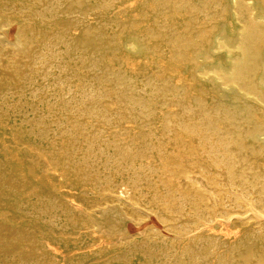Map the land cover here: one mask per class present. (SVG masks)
Returning a JSON list of instances; mask_svg holds the SVG:
<instances>
[{"label":"rangeland","instance_id":"obj_1","mask_svg":"<svg viewBox=\"0 0 264 264\" xmlns=\"http://www.w3.org/2000/svg\"><path fill=\"white\" fill-rule=\"evenodd\" d=\"M169 1L0 0V264L264 263V183H261L264 182V68L258 57L253 60L246 57L245 63L241 50L232 48L238 39L240 24L257 31L264 23H258L254 12L241 4L239 24L229 10V0H215L217 3L214 0ZM200 3L209 8L203 5L201 9ZM195 7L204 10L205 15ZM223 11H226L225 16ZM143 19L145 22L141 23ZM212 26L220 29L217 28L232 48V59L238 62L234 77L227 75L230 61L226 48L212 52L209 44L200 56L204 55L207 75L200 73L204 67L201 64L176 65L177 55L187 41ZM99 38L101 40H97ZM169 54L171 57L174 54L175 58L170 59ZM145 61L147 64H143ZM248 61L252 65H247ZM215 64L219 65L215 67ZM213 68L222 70L225 91L210 73ZM192 76H196V82L189 88L187 84ZM256 124L260 125L259 129ZM229 143L231 146L227 145ZM225 145L227 150H222ZM188 151H191L190 157ZM70 165L77 167L76 170ZM176 167L184 170L176 179L180 184H169L167 181ZM69 169L74 172L69 173ZM33 171L37 175L33 176ZM21 173L26 174L24 178ZM175 197L179 199L175 201ZM205 219L209 221L204 223ZM245 239L249 241L247 245ZM247 257H251L250 260Z\"/></svg>","mask_w":264,"mask_h":264},{"label":"bare ground","instance_id":"obj_2","mask_svg":"<svg viewBox=\"0 0 264 264\" xmlns=\"http://www.w3.org/2000/svg\"><path fill=\"white\" fill-rule=\"evenodd\" d=\"M83 1V0H82ZM86 1V0H85ZM167 1H169V0H167ZM175 1V0H174ZM177 1V0H176ZM175 1V2H176ZM187 1V0H186ZM200 1V0H199ZM206 1V0H205ZM215 1V0H214ZM218 2H219V0H217ZM81 4H82V2L81 1H79ZM170 2V1H169ZM207 2V1H206ZM213 2V1H212ZM222 2V1H221ZM226 2V1H225ZM78 3V2H77ZM77 3H75V4H77ZM152 3V2H151ZM154 3H156V1L154 2ZM168 3V2H167ZM181 3V2H180ZM185 3H188V2H185ZM190 3V2H189ZM205 3V2H204ZM203 3V5L205 6V4ZM215 3H217L216 1H215ZM229 10L231 11V13H232V17H234L235 18V20L236 21H238L239 22V14H238V9H239V7H241V4H244L243 5V7H247L248 9H250V10H252L253 12H254V19H256L257 20V22L258 23H264V0H229ZM227 2H226V4H228ZM73 4V3H72ZM163 4H165V3H163ZM211 4V3H210ZM224 4V3H223ZM79 5V4H78ZM176 4H174L173 6H175ZM178 5V4H177ZM190 5V4H189ZM203 5H201V3H200V7L201 6H203ZM212 5V4H211ZM210 5V6H211ZM217 5V4H216ZM215 5V6H216ZM75 6H77V5H74V7ZM168 6H170V4L168 5ZM180 6V5H179ZM184 6V5H183ZM182 6V7H183ZM209 6V5H208ZM213 6V5H212ZM221 5H219V7H220ZM73 7V6H72ZM79 7V6H78ZM77 7V8H78ZM81 7H82V5H81ZM84 7V6H83ZM82 7V8H83ZM197 7V6H196ZM195 7V8H196ZM81 8V9H82ZM86 8V7H85ZM162 8V7H161ZM177 8H178V6H177ZM180 8V10H183V9H181V7H179ZM192 8L194 9V6H192ZM207 8V6H205V9ZM209 8V7H208ZM207 8V9H208ZM215 8V7H214ZM68 9H69V7H68ZM156 9H158L159 10V8H156ZM167 9H168V7H167ZM174 9H176V8H174ZM173 9V10H174ZM185 9V8H184ZM188 8H186V10H187ZM197 10L199 9V10H201V9H203L202 7H201V9L200 8H196ZM223 9V8H222ZM222 9H221V11H222ZM243 9V8H242ZM241 9V10H242ZM161 10V9H160ZM159 10V11H160ZM189 10L191 11V9L189 8ZM219 10V9H218ZM224 10V9H223ZM76 11V10H75ZM81 11V10H80ZM157 11V10H156ZM179 11V10H178ZM194 11V10H193ZM193 11H191V12H193ZM202 11V10H201ZM204 11V10H203ZM203 11H202V13H203ZM213 11V10H212ZM220 11V12H221ZM154 12H155V10H154ZM164 12V11H163ZM167 12V11H166ZM171 12V11H170ZM187 12V11H186ZM198 12H200V11H198ZM207 12V11H206ZM209 12V11H208ZM218 12V11H217ZM246 12V11H245ZM178 13V12H177ZM197 13V12H196ZM210 13H212V12H209L208 14H210ZM223 13H225L224 14V16L226 15V11L224 12L223 11ZM239 13H241V12H239ZM157 14H159V13H157ZM162 14V13H161ZM166 13H164V15H165ZM167 14H168V12H167ZM172 14H173V11H172ZM181 14V13H180ZM189 14H190V12H189ZM195 14V13H194ZM204 14V13H203ZM207 14V13H206ZM163 15V14H162ZM163 15V16H164ZM197 15V14H196ZM195 15V16H196ZM205 15V14H204ZM212 15H213V13H212ZM221 15V14H220ZM252 15V14H251ZM147 15H145V17H146ZM157 16V15H156ZM159 16V15H158ZM179 16V15H178ZM192 16V15H191ZM190 16V17H191ZM194 16V17H195ZM224 16H222V18L224 17ZM168 17V16H167ZM202 17V16H201ZM208 17H210V16H208ZM216 17V16H215ZM250 17V16H249ZM252 17V16H251ZM165 18V17H164ZM182 18V17H181ZM180 18V19H181ZM199 18H200V16H199ZM213 18H214V16H213ZM233 18V19H234ZM146 19V18H145ZM145 19H143V21H141V23L142 22H145L144 20ZM160 19H161V17H160ZM189 19V18H188ZM191 19V18H190ZM205 19V18H204ZM170 20V19H169ZM185 20V19H184ZM209 20V19H208ZM210 20H212V18L210 19ZM139 21V22H140ZM147 21V20H146ZM165 21V20H164ZM172 21V20H171ZM186 21V20H185ZM200 21V20H199ZM207 20H205V22H206ZM213 21V20H212ZM182 22H184V21H182ZM181 22V23H182ZM190 22V21H189ZM215 22V21H214ZM213 22V23H214ZM218 23H219V21H217ZM220 22H222V21H220ZM226 22V21H225ZM238 22H236L237 24L236 25H238ZM180 23V24H181ZM202 23V22H201ZM212 23V24H213ZM216 23V22H215ZM214 23V24H215ZM224 23V22H223ZM137 24V23H136ZM162 24V23H161ZM167 25H168V23H166ZM200 24V23H199ZM205 24V23H204ZM210 24H211V22H210ZM239 24H240V22H239ZM164 25H165V23H164ZM166 25V26H167ZM186 25V24H185ZM207 25H209L208 23H207ZM163 26V25H162ZM165 26V27H166ZM190 26V25H189ZM197 26V25H196ZM200 26V25H199ZM223 26V25H222ZM240 26H241V28L239 29V32H238V39L237 40H233L234 41V44H233V49H237V50H241V53H242V56H243V59L242 60H244L243 62H245V60H247V58L246 57H249L251 60H253L255 57H258L259 58V60L262 62V64H263V68H264V26H263V28H261V29H259V30H255V31H250L251 30V28H249V27H246V26H244V25H241L240 24ZM136 27V26H135ZM152 27V26H151ZM180 27V26H179ZM204 27V26H203ZM221 27V26H220ZM132 28V27H131ZM136 28H138V27H136ZM170 28V27H169ZM186 28V27H185ZM188 28H190V27H188ZM195 28V27H194ZM197 28V27H196ZM218 27H215V26H212L211 28H208V29H206L205 31H200V32H198L195 36H192L188 41H187V43L185 44V47H184V49L177 55L178 57H177V60H176V65L177 66H184L183 64L184 63H189V62H191V64H192V62H194L195 64H201V66L203 65L204 67H203V69L201 70V74L202 75H207V73H209V71H208V68H207V64L206 63H204V55L202 56V57H200L201 56V53L203 52V50H207L206 48H207V45L209 44L210 46L209 47H211V49L213 50L212 52H217V51H219V50H221V49H223V48H226V50H227V53H228V58H229V61H230V64H229V68H228V72H227V75H229V76H231V77H234L235 75H236V72H237V67H238V62L236 61V60H233L232 59V55H231V47L227 44V42L224 40V38L221 36V34H222V32L221 31H219L218 29H217ZM167 29V28H166ZM175 29V28H174ZM191 29H193V27H191ZM224 29V28H223ZM222 29V30H223ZM170 30V29H169ZM171 30H173V28H171ZM194 30H196V29H194ZM198 30V29H197ZM153 30H151V32H152ZM161 31V30H160ZM180 31V30H179ZM132 32V31H131ZM149 32H150V30H149ZM176 32V31H175ZM185 32V31H184ZM137 33V32H136ZM146 33V32H145ZM155 33V32H154ZM158 33H161V32H158ZM167 33V32H166ZM171 33V32H170ZM173 33V32H172ZM90 34H93V32L91 33L90 32ZM147 34H148V31H147ZM156 34V33H155ZM177 34H178V32H177ZM184 34V33H183ZM194 34V33H193ZM95 35V34H94ZM144 35H146V34H144ZM149 35V34H148ZM158 37H159V35L158 34H156ZM175 35H176V33H175ZM180 35H181V33H180ZM98 36V35H97ZM136 36V35H135ZM153 36H155L154 34H153ZM161 36V35H160ZM163 36H166V34H164ZM168 36H169V34H168ZM86 37V36H85ZM132 37V36H131ZM146 37H147V35H146ZM151 37V36H150ZM156 37V36H155ZM171 37V36H170ZM174 37V36H173ZM179 37V36H178ZM187 37H189V36H187ZM1 38V37H0ZM87 38H89L88 36H87ZM94 38V37H93ZM161 38V41H162V37H160ZM137 39V38H136ZM156 39H157V37H156ZM166 39V38H165ZM168 39V38H167ZM166 39V40H167ZM174 39V38H173ZM176 39V38H175ZM179 39V38H178ZM184 39H185V37H184ZM80 40V39H79ZM82 40V39H81ZM97 40H101L100 38L99 39H97ZM113 40H115V39H113ZM130 40V39H129ZM140 40V39H139ZM148 40L150 41L151 39H149V37H148ZM171 40V39H170ZM180 40V39H179ZM186 40V39H185ZM227 40V39H226ZM102 41H103V39H102ZM101 41V42H102ZM106 41V40H105ZM126 41V40H125ZM141 41L143 42V40L141 39ZM141 41H138V42H141ZM145 41V40H144ZM176 41V40H175ZM174 41V42H175ZM94 42V41H93ZM100 42V41H99ZM151 42H154V41H151ZM165 42V41H164ZM177 42V41H176ZM175 42V43H176ZM181 42V41H180ZM230 42V41H229ZM102 43H105V42H102ZM101 43V44H102ZM115 43V42H114ZM119 43V42H118ZM118 43H116L117 45H118ZM123 43H124V41H123ZM144 43V42H143ZM146 44H147V40H146V42H145ZM174 43V44H175ZM231 43H232V41H231ZM230 43V44H231ZM108 44V43H107ZM138 44V43H137ZM166 44V43H165ZM169 44V43H168ZM167 44V45H168ZM173 44V45H174ZM181 44V43H180ZM80 45V44H79ZM83 46H85L84 44H82ZM81 45V46H82ZM87 45V44H86ZM109 45V44H108ZM111 45V44H110ZM115 45V44H114ZM131 45V44H130ZM139 46H140V44H138ZM137 45V46H138ZM148 45V44H147ZM166 45V46H167ZM177 47H179V44L177 43ZM112 46V45H111ZM131 46H133V45H131ZM138 46V47H139ZM143 46V49H144V46L145 45H142ZM149 46V45H148ZM154 46V45H153ZM78 47V46H77ZM86 47V46H85ZM85 47H83V49L85 48ZM96 47V46H95ZM123 47V46H122ZM146 47V46H145ZM181 47V46H180ZM208 47V48H209ZM101 48V47H100ZM104 48V47H103ZM116 48V47H115ZM131 48V47H130ZM133 48H135V47H133ZM159 48V47H158ZM174 47H172V49H173ZM181 48H183V47H181ZM79 49V48H78ZM93 49V48H92ZM96 49V48H95ZM98 49V48H97ZM120 49H122V48H120ZM128 49V48H127ZM167 49H168V46H167ZM175 49V48H174ZM179 50H180V48H178ZM178 49H177V51H178ZM48 50V49H47ZM81 50H82V48H81ZM141 50V49H140ZM146 49H144V51H145ZM149 50V49H148ZM163 50V49H162ZM89 51V50H88ZM87 51V52H88ZM92 51V50H91ZM101 51V50H100ZM122 51H123V49H122ZM127 51V50H126ZM147 51V50H146ZM156 51V50H155ZM172 51H174V50H172ZM176 51V52H177ZM204 51V52H205ZM233 51H235V50H233ZM81 52V51H80ZM83 52H86V51H83ZM86 52V53H87ZM141 52V51H140ZM149 52V51H148ZM148 52H146V53H148ZM175 52V51H174ZM173 52V53H174ZM92 53V52H91ZM94 53V52H93ZM97 53H99V52H97ZM134 53V52H133ZM144 53V52H143ZM150 53V52H149ZM152 55H153V53H151ZM176 54V53H175ZM208 54V53H207ZM214 54V53H213ZM87 55V54H86ZM93 55V54H92ZM141 55V54H140ZM139 54H138V56H140ZM148 55H150V54H148ZM152 55H150V56H152ZM164 55V54H163ZM170 55V54H169ZM196 55H199L198 57L196 56ZM206 55V54H205ZM132 56V55H131ZM142 56V55H141ZM208 56H209V54H208ZM54 57V56H53ZM122 57V56H121ZM144 57H145V55H144ZM170 57H171V55H170ZM175 58V55L173 54V56L170 58V59H172V58ZM205 57H207V56H205ZM91 58V57H90ZM92 58H93V56H92ZM123 58V57H122ZM132 58H134V57H132ZM152 58V57H151ZM210 58V57H209ZM212 58V57H211ZM246 58V59H245ZM155 59V58H154ZM160 59V58H159ZM197 59H201V62H199V61H197ZM206 59V58H205ZM126 60V59H125ZM173 60H175V59H173ZM172 60V61H173ZM138 61H139V58H138ZM142 61H144V60H142ZM154 61V60H153ZM168 61V60H167ZM136 62V61H135ZM156 62H157V59H156ZM211 62H213L212 61V59H211ZM247 62V61H246ZM245 62V63H246ZM249 62V64L247 63V65H252V64H250V61H248ZM252 62V61H251ZM260 62V63H261ZM138 63H140V62H138ZM142 63V62H141ZM159 63H160V61H159ZM158 63V64H159ZM161 63H162V61H161ZM209 63H210V59H209ZM254 63V62H253ZM259 63V64H260ZM143 64H147L146 63V61H145V63H143ZM150 64H152V63H150ZM168 64V63H167ZM170 64V63H169ZM211 64V63H210ZM219 64H220V62H219ZM219 64H217V65H219ZM40 65V64H39ZM163 65H165V64H163ZM193 65V64H192ZM216 65V64H215ZM217 65L215 66V67H217ZM222 65V64H221ZM255 65H256V63H255ZM147 66H149V65H147ZM156 66V65H155ZM172 66V65H171ZM175 66V65H174ZM187 66V65H186ZM186 66H184V67H186ZM259 66V65H258ZM257 66V67H258ZM145 67V66H144ZM198 68H199V66H197ZM256 67V66H255ZM261 67H262V65H261ZM141 68V67H140ZM155 68V67H154ZM191 68V67H190ZM156 69H157V67H156ZM170 69L172 70H174V68H171L170 67ZM193 69V68H192ZM249 69V68H248ZM148 70V69H147ZM162 70V69H161ZM160 70V71H161ZM178 70V69H177ZM180 70V69H179ZM188 70H189V68H188ZM197 70V69H196ZM264 70V69H263ZM149 71H151V70H149ZM153 71V70H152ZM157 71V70H156ZM190 71V70H189ZM194 71V70H193ZM222 70L220 69H217V68H213L211 71H210V73L214 76V78H215V81H219L218 83H219V85L221 86V87H223L224 88V91H225V89H226V84L224 83V79H223V77H221V72ZM145 72V71H144ZM167 72V71H166ZM169 72V71H168ZM167 72V73H168ZM174 72V71H173ZM179 72V71H178ZM196 72V71H195ZM118 73V72H117ZM120 73V72H119ZM118 73V74H119ZM156 73V72H155ZM160 73V72H159ZM176 73V72H175ZM183 73V72H182ZM260 73V72H259ZM125 74V73H124ZM138 74H139V72H138ZM168 74H170V73H168ZM188 74H190V73H188ZM112 75V74H111ZM150 75V74H149ZM155 75V74H154ZM153 75V76H154ZM177 75V74H176ZM175 75V76H176ZM180 75V74H179ZM194 75H196V73L194 74ZM109 76V75H108ZM122 76V75H121ZM123 76H125V75H123ZM122 76V77H123ZM171 76V75H170ZM198 76V75H197ZM117 77H118V75H117ZM150 77V76H149ZM148 77V78H149ZM155 77H156V75H155ZM159 77V76H158ZM196 76H192L191 78V80L190 81H188V84H187V87H189V88H191V87H193V85H194V82H196V78H195ZM261 77V76H260ZM48 78V77H47ZM152 78V77H151ZM150 78V79H151ZM184 78V77H183ZM188 78V77H187ZM190 78V77H189ZM146 79V78H145ZM157 79V78H156ZM161 79V78H160ZM168 80V79H167ZM197 80H198V78H197ZM246 80V79H245ZM256 80V79H255ZM259 81H260V79H258ZM146 81V80H145ZM152 81H153V79H152ZM176 81V80H175ZM182 82H186L185 80L183 81V80H181ZM248 81H251V80H248ZM124 82V81H123ZM148 82V81H147ZM153 82H155V81H153ZM157 82H159V81H157ZM161 82V81H160ZM174 82V81H173ZM202 82V81H201ZM164 83V82H163ZM162 83V84H163ZM167 83L168 82H166V85H167ZM149 84H151V82L149 83ZM178 84H179V82H178ZM177 84V85H178ZM197 84H199V83H197ZM208 84V83H207ZM210 84V83H209ZM214 84H216V83H214ZM258 85L259 84H261L260 82H258L257 83ZM263 85V87H264V81H263V83H262ZM161 85V84H160ZM160 85H158V86H160ZM205 85V84H204ZM152 86V85H151ZM156 86V85H155ZM157 86V87H158ZM162 86V85H161ZM164 86V85H163ZM199 86H200V84H199ZM213 86V85H212ZM211 86V87H212ZM153 87V86H152ZM203 87V86H202ZM168 88V87H167ZM254 88V87H253ZM252 88V89H253ZM148 89V88H147ZM174 89V88H173ZM195 89V88H194ZM193 89V90H194ZM197 89V88H196ZM198 89H200V87L198 88ZM204 89V88H203ZM170 90H172V89H170ZM213 90V89H212ZM165 91H167V90H165ZM175 91H177V90H175ZM192 91V90H191ZM195 91V90H194ZM209 91V90H208ZM210 91H211V88H210ZM221 91H222V88H221ZM238 91V90H237ZM160 92H162V91H160ZM159 92V93H160ZM168 92V91H167ZM173 92V91H172ZM181 92V91H180ZM183 92V91H182ZM220 92V91H219ZM218 92V93H219ZM254 92V91H253ZM263 92V91H262ZM169 93V92H168ZM175 93V92H174ZM189 93V92H188ZM203 93V92H202ZM207 93L208 92H206V94L205 95H207ZM215 93V92H214ZM176 94V93H175ZM177 94H179V92H177ZM176 94V95H177ZM186 94V93H185ZM184 94V95H185ZM216 94V93H215ZM223 94V93H222ZM254 94V93H253ZM264 94V93H263ZM167 95V94H166ZM171 95H173V94H171ZM184 95H182V96H184ZM200 95H202V94H200ZM70 96V95H69ZM180 96V95H179ZM178 96V97H179ZM181 96V97H182ZM198 96V95H197ZM203 96H204V94H203ZM134 97V96H133ZM175 97V96H174ZM200 97V96H199ZM205 97V96H204ZM203 97V98H204ZM211 97V96H210ZM13 98V97H12ZM177 98V97H176ZM175 98V101L177 100ZM180 98V97H179ZM190 98H192V97H190ZM190 98H187V99H190ZM201 98V97H200ZM232 98V97H231ZM84 99V98H83ZM161 99H163V98H161ZM214 99V98H213ZM163 100H165V98L163 99ZM170 100V99H169ZM199 100V99H198ZM215 100V99H214ZM233 100V99H232ZM256 100V99H255ZM171 101V100H170ZM170 101H169V103H170ZM180 101V100H179ZM218 101V100H217ZM254 101V100H253ZM252 101V102H253ZM189 102V101H188ZM193 102H195L196 103V100L195 101H193ZM199 102V101H198ZM201 102V101H200ZM205 102V101H204ZM233 102V101H232ZM237 102V101H236ZM236 102H234V104L236 103ZM239 102L240 101H238V104H239ZM257 102H259V101H257ZM163 103H164V101H163ZM168 103V102H167ZM172 103H174V102H172ZM176 103V102H175ZM183 103V102H182ZM190 103V102H189ZM223 103V102H222ZM230 103V102H229ZM85 104V103H84ZM185 104H186V102H185ZM237 104V103H236ZM258 104V103H257ZM259 104H260V102H259ZM69 105V104H68ZM166 105H168V104H166ZM166 105H165V107H166ZM179 105V104H178ZM191 105V104H190ZM195 105V104H194ZM194 105H193V107H194ZM215 105V104H214ZM227 105V104H226ZM240 105V104H239ZM246 105V104H245ZM162 106H164V105H162ZM186 106H188L187 104H186ZM198 106V105H197ZM203 106V105H202ZM202 106H200V107H202ZM217 106V105H216ZM222 106V105H221ZM225 106V105H224ZM230 106V105H229ZM259 106H262V104L261 105H259ZM172 107H175V106H172ZM227 107V106H226ZM231 107V106H230ZM238 107V106H237ZM242 107V106H241ZM244 107V106H243ZM248 107H249V105H248ZM253 107V106H252ZM217 108V107H216ZM222 108V107H221ZM224 108V107H223ZM223 108H222V110H223ZM246 108V107H245ZM245 108H244V110L243 111H246L245 110ZM260 108V107H259ZM263 108V107H262ZM197 109V108H196ZM206 109H209V108H206ZM219 109V108H218ZM228 109V108H227ZM251 109V108H250ZM249 109V110H250ZM254 109V108H253ZM252 109V110H253ZM216 110V109H215ZM214 110V111H215ZM226 110V109H225ZM230 110H231V108H230ZM229 110V111H230ZM241 110V109H240ZM256 110V109H255ZM260 110V109H259ZM186 111V113H187V110H185ZM220 111V110H219ZM219 111H217V114L219 113ZM258 111V110H257ZM199 112V111H198ZM197 112V113H198ZM201 112V111H200ZM199 112V113H200ZM223 112V111H222ZM226 112V111H225ZM232 112H234V111H232ZM239 112V111H238ZM241 112H242V110H241ZM259 112V111H258ZM185 113V112H184ZM196 113V114H197ZM207 113V112H206ZM214 113V112H213ZM212 113V114H213ZM216 113V112H215ZM229 112H227V114H228ZM230 113H231V111H230ZM234 113H237V112H234ZM243 113H245V112H243ZM255 113V112H254ZM208 114V113H207ZM222 114V113H221ZM239 114H241L240 112H239ZM247 114V113H246ZM255 114H259V113H255ZM254 114V115H255ZM262 114V113H261ZM186 115V114H185ZM188 115V114H187ZM190 115V114H189ZM191 115H192V113H191ZM194 115V114H193ZM201 115H203V114H201ZM200 115V116H201ZM204 115H206V114H204ZM223 115H225V116H227L225 113H223ZM243 115V114H242ZM242 115H241V117H242ZM245 115V114H244ZM253 115V116H254ZM264 115V114H263ZM215 116V115H214ZM229 116H230V114H229ZM236 115H234V117H235ZM185 117H188V116H185ZM193 117V116H192ZM204 117V116H203ZM206 118H208L207 116H205ZM211 117H212V115H211ZM217 118H219L220 119V117L219 116H216ZM228 117V116H227ZM234 117H232V118H234ZM245 117H246V115H245ZM252 117V116H251ZM175 118V117H174ZM198 118V117H197ZM210 118V117H209ZM217 118H216V120H217ZM223 118V117H222ZM229 118H231V117H229ZM247 118H249V120L251 119L250 117H247ZM246 118V119H247ZM176 119V118H175ZM174 119V120H175ZM205 119V118H204ZM203 119V120H204ZM213 119V118H212ZM224 119V118H223ZM240 119V118H239ZM254 120H255V118H253ZM258 119V118H257ZM260 119H261V117H260ZM202 120V119H201ZM215 120V121H216ZM222 120V119H221ZM234 120V119H233ZM232 120V121H233ZM248 120V119H247ZM246 120V121H247ZM249 120H248V123H249ZM178 121H180V120H178ZM187 121V120H186ZM199 121H200V118H199V120H198V123H199ZM205 121V120H204ZM211 121V120H210ZM223 121V120H222ZM236 123H237V121L236 120H234ZM233 121V122H234ZM239 121H241V120H239ZM253 121V120H252ZM257 121V120H256ZM181 122V121H180ZM183 122V121H182ZM194 122V121H193ZM203 122V121H202ZM220 122V121H219ZM230 122H231V119H230ZM232 122V123H233ZM242 122V121H241ZM261 122V121H260ZM173 123V122H172ZM176 123H177V120H176ZM184 123V122H183ZM186 123H188V122H186ZM198 123H195L196 125L198 124ZM201 123V122H200ZM200 123H199V125H200ZM205 123H207V122H205ZM204 123V124H205ZM209 123V122H208ZM253 123V122H252ZM262 123L263 122H261V124L260 125H262ZM175 124V123H174ZM179 124V123H178ZM189 124H190V122H189ZM203 124V125H204ZM218 124V123H217ZM220 124V123H219ZM244 124V123H243ZM245 124H247V122H245ZM254 124V123H253ZM180 125H183L182 123L180 124ZM191 125V124H190ZM192 125H193V123H192ZM191 125V126H192ZM216 125V124H215ZM234 124H232V127L231 128H234V126H233ZM259 125V124H258ZM257 124H256V126L255 127H257L258 126ZM259 125V126H260ZM198 126V125H197ZM212 126V125H211ZM224 126V125H223ZM240 126V125H239ZM238 126V127H239ZM248 126V125H247ZM246 126V127H247ZM264 126V125H263ZM177 127V126H176ZM181 126H179V128H180ZM185 127L187 128V126L185 125ZM193 127V126H192ZM200 127H202L201 125H200ZM204 127V126H203ZM216 127V126H215ZM219 127H221V126H219ZM225 127V126H224ZM230 127V126H229ZM237 127V126H236ZM235 127V128H236ZM242 127V126H241ZM243 127H244V125H243ZM250 127V126H249ZM252 127V126H251ZM179 128L177 129V130H179ZM196 128V127H195ZM225 128H227V127H225ZM245 128V127H244ZM253 128H254V126H253ZM258 129H259V127H257ZM181 129V128H180ZM184 129V128H183ZM190 129V128H189ZM197 129V128H196ZM203 129H205V128H203ZM215 129V128H214ZM216 129H217V127H216ZM230 129V128H229ZM243 129V128H242ZM247 129H249V128H247ZM251 129V128H250ZM186 130V129H185ZM198 130V129H197ZM197 130H196V132H197ZM201 130V129H200ZM200 130H199V132H200ZM218 130V129H217ZM222 130V129H221ZM220 130V131H221ZM235 130V129H234ZM252 130V129H251ZM251 130H248V132H250ZM257 130V129H256ZM261 130H263V129H261ZM261 130H258V131H261ZM180 131V130H179ZM183 131V130H182ZM186 131H188V130H186ZM195 131V130H194ZM225 131H227L226 129H225ZM225 131H223V132H225ZM244 131V130H243ZM255 131V130H254ZM258 131H256L257 133H258ZM196 132H195V134H196ZM206 132V131H205ZM205 132H204V134H205ZM214 132V131H213ZM215 132H218V131H215ZM229 132H231V131H229ZM228 132V133H229ZM234 132V131H233ZM238 132V131H237ZM256 132H254V133H256ZM183 133V132H182ZM185 133V132H184ZM183 133V134H184ZM187 133V132H186ZM191 133H192V131H191ZM239 133V132H238ZM243 133V132H242ZM247 133V132H246ZM251 133H252V131H251ZM201 134V133H200ZM218 134H220V133H218ZM230 134V133H229ZM234 134H235V132H234ZM249 134V133H248ZM186 135V134H185ZM185 135H184V137H185ZM197 135V134H196ZM209 135V134H208ZM226 135V134H225ZM236 135V134H235ZM241 135V134H240ZM245 135H247V134H245ZM244 135V136H245ZM250 135L251 134H249V137H250ZM258 135V134H257ZM262 135V134H261ZM176 136V135H175ZM188 136H189V134H188ZM212 137H213V135H211ZM227 136V135H226ZM237 136H238V134H237ZM264 136V135H263ZM193 136H191V138H192ZM209 137H210V135H209ZM222 137V136H221ZM220 137V138H221ZM240 137H242V136H240ZM247 137V136H246ZM254 137H256V136H254ZM189 138V137H188ZM190 138V139H191ZM202 138V137H201ZM236 138H238V137H236ZM244 138V137H243ZM251 138V137H250ZM258 138H259V136H258ZM261 138V137H260ZM186 139V138H185ZM195 139V138H194ZM197 140H198V137L196 138ZM203 139V138H202ZM214 139V138H213ZM247 139V138H246ZM249 139V138H248ZM253 139V138H252ZM192 140V139H191ZM190 140V141H191ZM235 140H237V139H235ZM238 140H240V139H238ZM243 140V139H242ZM211 141H213V140H211ZM230 141V140H229ZM234 141V140H233ZM250 141V140H249ZM176 142V141H175ZM199 142V141H198ZM197 142V143H198ZM201 142V141H200ZM208 142H209V140H208ZM227 142V141H226ZM238 142V141H237ZM237 142H235L236 143V145H237ZM242 144H243V142L242 141H240ZM244 142H245V138H244ZM255 142H256V139H255ZM205 143V142H204ZM222 143V142H221ZM230 143H233L232 141L230 142ZM230 143L229 144H227V145H230ZM186 144V143H185ZM190 144V143H189ZM191 144H192V142H191ZM201 144V143H200ZM220 144V143H219ZM225 144V143H224ZM198 145V144H197ZM197 145H195V147L197 146ZM205 145V144H204ZM212 145H213V142H212ZM211 145V146H212ZM221 145H223V144H221ZM236 145H235V148H237L236 147ZM259 145V144H258ZM184 146V145H183ZM201 146H203V145H200V147ZM211 146H209V147H211ZM226 146V145H225ZM224 146V148H222V150L223 149H225L226 148V150H227V146L225 147ZM231 146V145H230ZM251 146V145H250ZM264 146V145H263ZM262 146V147H263ZM176 147V146H175ZM198 147H199V145H198ZM198 147H196L195 149H197ZM214 147V146H213ZM213 147H211V148H213ZM217 147V146H216ZM241 147V146H240ZM260 147V146H259ZM179 148H181V147H179ZM190 148V147H189ZM203 148V147H202ZM210 148V149H211ZM234 148V149H235ZM163 149V148H162ZM167 149V148H166ZM184 149V148H183ZM201 149V148H200ZM204 149H206V148H204ZM220 148H217V150H219ZM237 149H239V148H237ZM245 149V148H244ZM243 149V150H244ZM261 150H262V148H260ZM161 150V149H160ZM164 150V149H163ZM163 150H162V152H163ZM178 150V149H177ZM192 150H193V148H192ZM213 150V149H212ZM226 150L224 151V152H226ZM229 150V149H228ZM231 150V149H230ZM233 150V149H232ZM240 150V149H239ZM242 150V149H241ZM249 150V149H248ZM252 150V149H251ZM264 150V149H263ZM166 151V150H165ZM164 151V152H165ZM187 151V150H186ZM196 151V150H195ZM195 151L193 152V153H195ZM198 151V150H197ZM196 151V152H197ZM201 151V150H200ZM206 151V150H205ZM216 151V150H215ZM185 152V151H184ZM189 152V154H188V156L189 155H192L190 152L191 151H188ZM209 152V151H208ZM218 152V151H217ZM220 152V151H219ZM228 152V151H227ZM238 152V151H237ZM240 152V151H239ZM243 152V151H242ZM260 152V151H259ZM159 153V152H158ZM157 153V154H158ZM187 153V152H186ZM185 153V154H186ZM198 153V152H197ZM205 153V152H204ZM228 153H230V151L228 152ZM241 153V152H240ZM245 153V152H244ZM247 153V152H246ZM251 153V152H250ZM161 154H163V153H161ZM174 154V153H173ZM182 154V153H181ZM202 154H203V152H202ZM214 154H216V153H214ZM252 154V153H251ZM250 154V155H251ZM254 154H256V153H254ZM253 154V155H254ZM197 155H199V154H197ZM206 155V154H205ZM213 155V154H212ZM218 155V154H217ZM216 155V156H217ZM222 155V154H221ZM226 155V154H225ZM225 155H224V157H225ZM232 156V154H229V156ZM236 155V154H235ZM238 155V154H237ZM246 155V154H245ZM89 156V155H88ZM159 156V155H158ZM169 156V155H168ZM170 156H172V154L170 155ZM184 156H187V155H184ZM204 156V155H203ZM209 156V155H208ZM215 156V157H216ZM219 156V158H220V154L218 155ZM227 156V155H226ZM233 156H234V153H233ZM239 156V155H238ZM258 156H260V155H258ZM262 156V155H261ZM42 157V156H41ZM159 157H161V156H159ZM164 157H166L165 155H164ZM190 157V156H189ZM192 157V156H191ZM194 157V156H193ZM214 157V158H215ZM38 158H39V155H38ZM44 158V157H43ZM167 158V157H166ZM166 158H165V160H166ZM187 158V157H186ZM231 158V157H230ZM234 157H232V159H233ZM240 158V157H239ZM238 158V159H239ZM40 159V158H39ZM179 160H180V158H178ZM190 159V161H191V159L192 158H189ZM197 159V158H196ZM213 159V158H212ZM216 159V158H215ZM224 159H226V157L224 158ZM238 159H237V161H238ZM41 160H42V158H41ZM164 160V161H165ZM171 160V159H170ZM174 160H175V157H174ZM178 160V161H179ZM211 160V159H210ZM223 160V159H222ZM228 160V159H227ZM241 160V159H240ZM264 160V159H263ZM42 161H44V159L42 160ZM68 161V160H67ZM159 161H160V159H159ZM167 161V160H166ZM165 161V162H166ZM176 161V160H175ZM177 161V162H178ZM186 161V160H185ZM212 161V160H211ZM215 161V160H214ZM220 161V160H219ZM229 161V160H228ZM227 161V162H228ZM242 161V160H241ZM247 161V160H246ZM250 161V160H249ZM66 162V161H65ZM69 162V161H68ZM67 162V163H68ZM110 162V161H109ZM155 162V161H154ZM192 162V161H191ZM190 162V163H191ZM194 162V161H193ZM196 162V161H195ZM199 162V161H198ZM203 162H204V160H203ZM205 162H206V160H205ZM213 162V161H212ZM226 162V161H225ZM232 162V161H231ZM239 162V161H238ZM264 162V161H263ZM47 163V162H46ZM60 163H62V162H60ZM163 163V162H162ZM169 162H167V164H168ZM180 163V162H179ZM186 163H188V162H186ZM202 163V162H201ZM216 162H214V164H215ZM217 163H218V161H217ZM223 163V162H222ZM243 163V162H242ZM248 163V162H247ZM251 163V162H250ZM257 163V162H256ZM32 164H33V162H32ZM49 164V163H48ZM64 164V163H63ZM66 164V163H65ZM65 164H64V166H65ZM69 164V163H68ZM98 164V163H97ZM181 164H182V161H181ZM181 164H180V166H181ZM194 165H195V163H193ZM205 164H207V163H205ZM236 164V163H235ZM246 164V163H245ZM43 165V164H42ZM58 165V164H57ZM161 165V164H160ZM185 165H187V164H185ZM189 165V164H188ZM210 165V164H209ZM230 165H232V164H230ZM243 165H244V163H243ZM248 165H249V163H248ZM261 165V164H260ZM38 166V165H37ZM36 166V167H37ZM60 166V165H59ZM71 166V165H70ZM197 166H199V165H197ZM202 166V165H201ZM211 166H213V163H212V165ZM220 166V165H219ZM253 166V165H252ZM50 167V166H49ZM61 167V166H60ZM66 167V166H65ZM64 167V168H65ZM68 167V166H67ZM72 167V166H71ZM75 167V166H74ZM74 167H72V169L74 168ZM157 167V166H156ZM165 167H166V165H165ZM190 167V166H189ZM192 167V166H191ZM209 167V166H208ZM214 167H217L216 165L214 166ZM220 167H225V166H220ZM230 167H233V166H230ZM237 167H238V165H237ZM240 167V166H239ZM259 167V166H258ZM29 168V167H28ZM77 168V167H76ZM76 168H74V170H76ZM160 168H161V166H160ZM164 168V167H163ZM181 168V167H180ZM179 167H176L174 170H175V172H174V174L172 175V178L169 180V182L167 181V183H169L170 184V182L172 183V184H174V183H176V181H178V180H176L177 179V177L181 174V171H184V170H181ZM195 168V167H194ZM241 168V167H240ZM37 169H38V167H37ZM59 169H61V168H59ZM72 169L70 170L69 169V173H71V171H72ZM79 169V168H78ZM158 169V168H157ZM157 169H155V172H158V170ZM172 169V168H171ZM183 169H184V167H183ZM188 169V168H187ZM203 169H205V167L203 168ZM202 169V170H203ZM207 169V168H206ZM217 169V168H216ZM220 169V168H219ZM242 169V168H241ZM245 169V168H244ZM251 169H252V167H251ZM250 169V170H251ZM257 170H258V168H256ZM29 170H33V169H29ZM193 170V169H192ZM192 170L190 171V172H192ZM199 170H201V169H199L198 168V171ZM227 170H229V168L227 169ZM227 170H224V171H226V173H227ZM246 170V169H245ZM256 170V171H257ZM260 170V169H259ZM24 171V170H23ZM46 171V170H45ZM51 171V170H50ZM49 171V172H50ZM56 171V170H55ZM60 171V170H59ZM61 171H62V169H61ZM80 171H81V169H80ZM154 171V170H153ZM194 171V170H193ZM207 171V170H206ZM208 171H211V170H208ZM222 171V170H221ZM236 171V170H235ZM234 171V172H235ZM255 170H254V172H256ZM64 172V171H63ZM62 172V173H63ZM74 171H72V173H73ZM169 172V171H168ZM179 172V173H178ZM186 172V171H185ZM187 172H189V171H187ZM241 172V171H240ZM248 172V171H247ZM252 172V171H251ZM251 172H249V173H251ZM33 173H34V171H33ZM32 172L30 173V174H33ZM37 173V172H36ZM48 172L46 171V174H47ZM61 173V172H60ZM61 173V174H62ZM65 173V172H64ZM64 173H63V175H64ZM79 173H81V172H79ZM159 173H160V171H159ZM165 173V172H164ZM163 173V174H164ZM172 173V172H171ZM195 173V172H194ZM201 173H202V171H201ZM204 173V172H203ZM206 173V172H205ZM214 173V172H213ZM236 173V172H235ZM244 173V172H243ZM22 174V173H21ZM59 174V173H58ZM68 174V173H67ZM66 174V175H67ZM78 174V173H77ZM189 174V173H188ZM191 174H193V173H191ZM200 174V173H199ZM215 174V173H214ZM222 174V173H221ZM229 174H231V172H229ZM237 174V173H236ZM247 174V173H246ZM245 174V175H246ZM255 173H253L252 175H254ZM23 175V174H22ZM21 175V176H22ZM26 175V174H25ZM25 175H23V178H24V176ZM34 175H37V174H33V176ZM60 175V174H59ZM75 175H76V173H75ZM105 175V174H104ZM167 175H169V174H167ZM167 175H166V177H167ZM190 175V174H189ZM194 175V174H193ZM202 175V174H201ZM209 175V174H208ZM240 175V174H239ZM239 175H236V176H239ZM68 176V175H67ZM185 176H186V173H185ZM184 176V177H185ZM203 176V175H202ZM205 176V175H204ZM218 176H219V174H218ZM218 176H216V178H218ZM231 176H232V174H231ZM244 176V175H243ZM260 177H261V175H259ZM264 176V175H263ZM262 176V177H263ZM59 177H61V175L59 176ZM76 177V176H75ZM80 177V176H79ZM163 177H164V175H163ZM183 177V176H182ZM212 177V176H211ZM221 177V176H220ZM247 177V176H246ZM249 177V176H248ZM22 178V179H23ZM70 178H71V176H70ZM187 178V177H186ZM193 178V177H192ZM208 178V177H207ZM214 178V180H215V177H213ZM259 178V177H258ZM60 179H62V177L60 178ZM161 179V178H160ZM180 179V178H179ZM209 179V178H208ZM219 179V178H218ZM243 179V178H242ZM261 179V178H260ZM263 179V178H262ZM260 180V181H263V180ZM68 180V179H67ZM162 180V179H161ZM185 180V179H184ZM212 180V179H211ZM244 180V179H243ZM247 180V179H246ZM257 180V179H256ZM162 181H164V180H162ZM181 182H183L182 180H180ZM220 181V180H219ZM219 181H216V182H219ZM238 181H240V180H238ZM245 181V180H244ZM255 181V180H254ZM257 182H258V180H257ZM161 183H163V182H161ZM220 183V182H219ZM258 183H260V182H258ZM262 184L264 183V182H261ZM177 184V183H176ZM180 184V183H179ZM179 184H177V185H179ZM183 184H184V182H183ZM216 185H218L217 183H215ZM129 185V184H128ZM163 185V184H162ZM168 185V184H167ZM188 185H190V184H188ZM188 185H186V187H188ZM214 185V184H213ZM164 186V185H163ZM184 186V185H183ZM166 187V186H165ZM186 187H184L185 189H186ZM189 187H191V185L189 186ZM188 187V188H189ZM194 187H195V184H194ZM191 188H193V187H191ZM231 188V187H230ZM177 189H178V187H177ZM263 189V188H262ZM167 190H168V186H167ZM175 190V189H174ZM173 190V191H174ZM181 190H183V189H181ZM180 190V191H181ZM189 190V189H188ZM196 189H194L193 190V192L195 191ZM264 190V189H263ZM117 191V190H116ZM171 191H172V189H171ZM186 191H187V189H186ZM190 191V190H189ZM192 191V190H191ZM198 191V190H197ZM166 192H168V191H166ZM183 192V191H182ZM185 192V191H184ZM263 192V191H262ZM262 192H260V193H262ZM171 193V192H170ZM173 193V192H172ZM176 194H177V192H175ZM204 193V192H203ZM167 194H169V193H167ZM179 194V193H178ZM195 194H199V193H195ZM243 194V193H242ZM173 195V194H172ZM175 195V194H174ZM204 195H206V194H204ZM203 195V196H204ZM218 195V194H217ZM134 196H136V195H134ZM170 196V195H169ZM216 196V195H215ZM219 196V195H218ZM223 196V195H222ZM229 196V195H228ZM227 196V197H228ZM264 196V195H263ZM172 197V196H171ZM179 197H182L181 195L179 196ZM195 197H197V196H195ZM206 196H204V198H205ZM217 197V196H216ZM221 197V196H220ZM220 197H218V198H220ZM225 197V196H224ZM174 198V197H173ZM176 198V197H175ZM185 198H187V197H185ZM189 198V197H188ZM187 198V199H188ZM193 198V197H192ZM191 198V199H192ZM229 198V197H228ZM250 198V197H249ZM172 199V198H171ZM179 199V198H178ZM177 198H176V200L175 201H177L178 200ZM198 199H201V197L200 198H198ZM197 199V200H198ZM221 199H222V197H221ZM165 200V199H164ZM189 200V199H188ZM194 200V199H193ZM192 200V201H193ZM203 200V199H202ZM207 200V199H206ZM222 200H224V199H222ZM227 200V199H226ZM171 201V200H170ZM174 201V200H173ZM174 201V202H175ZM201 201V200H200ZM204 201V200H203ZM202 201V202H203ZM215 201V200H214ZM225 201V200H224ZM145 202V201H144ZM165 202V201H164ZM174 202H173V204H174ZM194 202H195V200H194ZM221 202V201H220ZM166 203H168V202H166ZM176 203V202H175ZM204 203V202H203ZM211 203V202H210ZM222 203V202H221ZM224 203V202H223ZM226 203H228L227 201H226ZM170 204V203H169ZM196 204V203H195ZM200 204V203H199ZM199 204H197V206L199 207L200 205ZM206 204V203H205ZM204 204V205H205ZM214 204H215V202H214ZM220 204V203H219ZM218 204V205H219ZM168 205V204H167ZM167 205H166V210L168 211V207H167ZM172 205V204H171ZM211 205H212V203H211ZM216 205V204H215ZM222 205V204H221ZM253 205V204H252ZM255 205V204H254ZM174 206H175V204H174ZM206 206H208L207 204H206ZM224 206V205H223ZM222 206V207H223ZM165 207V206H164ZM170 207V206H169ZM205 207V206H204ZM219 207H221V206H218L217 208H219ZM221 207V208H222ZM228 207V206H227ZM226 207V208H227ZM208 208V207H207ZM206 208V209H207ZM212 208V207H211ZM216 208V209H217ZM225 208V209H226ZM253 208V207H252ZM213 209H214V207H213ZM215 209V210H216ZM224 209V210H225ZM222 210V209H221ZM170 211V210H169ZM172 211V210H171ZM170 211V212H171ZM203 211H206V210H203ZM208 211V210H207ZM210 211H213V210H210ZM217 211V210H216ZM170 212H168V213H170ZM172 213V212H171ZM170 213V214H171ZM211 213H213V215H214V212H211ZM220 213V212H219ZM222 213H224V212H222ZM226 213V212H225ZM205 214V213H204ZM207 214V213H206ZM219 215H221V213L219 214ZM223 215V214H222ZM204 216V215H203ZM215 216V215H214ZM207 217V216H206ZM203 218V217H202ZM210 219V218H209ZM170 220V219H169ZM173 220V219H172ZM206 220V219H205ZM176 221V220H175ZM207 221H209V220H206L204 223H207ZM210 221H211V219H210ZM174 222V221H173ZM181 223V222H180ZM165 224V223H164ZM172 224V223H171ZM185 224V223H184ZM176 225V224H175ZM170 226V225H169ZM173 226H174V224H173ZM177 226V225H176ZM187 226V225H186ZM168 231V230H167ZM255 236V235H254ZM251 238V237H250ZM250 238H248V239H250ZM255 238V237H254ZM248 239H245V243H246V245H247V243L249 242V241H246V240H248ZM209 240V239H208ZM211 240V239H210ZM259 240V239H258ZM211 242H214L213 240H211ZM257 242V241H256ZM255 242V243H256ZM207 243V242H206ZM210 243V242H209ZM242 243H244V242H242ZM254 243V244H255ZM250 244V243H249ZM207 245V244H206ZM210 245V244H209ZM216 245V244H215ZM241 245V244H240ZM256 245V244H255ZM255 245H253V246H255ZM211 246V245H210ZM243 246V245H242ZM241 246V247H242ZM264 246V245H263ZM250 247V246H249ZM212 248V247H211ZM210 248V249H211ZM214 248H216V246L214 247ZM244 248H245V246H244ZM207 249H208V247H207ZM240 249V248H239ZM252 249H253V247H252ZM252 249H250L249 248V251L250 250H252ZM256 250V249H255ZM211 252H212V254H213V251L212 250H210ZM246 251V250H245ZM244 251V252H245ZM263 251V250H262ZM215 252V251H214ZM247 252H248V249H247ZM251 252V251H250ZM252 252H253V250H252ZM256 252V251H255ZM259 252H261V251H259ZM206 253V252H205ZM217 253V252H216ZM242 253V252H241ZM208 254H209V252H208ZM207 254V255H208ZM211 254V255H212ZM234 254V253H233ZM247 254V253H246ZM254 254V253H253ZM257 254H259V253H257ZM232 255V254H231ZM261 255V254H260ZM230 255H228V257H229ZM235 256V255H234ZM239 256V255H238ZM242 256V255H241ZM248 256H249V254H248ZM262 256H263V254H262ZM196 257V256H195ZM197 257H199V256H197ZM211 257V256H210ZM244 257H245V255H244ZM205 258H207V257H205ZM235 258V257H234ZM243 258V257H242ZM248 258V257H247ZM247 258H244V259H247ZM251 258V257H250ZM250 258H248L247 260H250ZM257 258V257H256ZM264 258V257H263ZM196 259V258H195ZM221 259V258H220ZM237 259V258H236ZM239 259V258H238ZM252 259H254V258H252ZM197 260H199V259H197ZM206 260V259H205ZM210 260V259H209ZM229 260V259H228ZM227 260V261H228ZM233 260V259H232ZM231 260V261H232ZM242 260V259H241ZM196 261V260H195ZM218 261H219V259H218ZM237 261V260H236ZM222 262V261H221ZM248 262V261H247ZM250 262V261H249ZM210 263V262H209ZM212 263V262H211ZM215 263H216V260H215ZM230 263V262H229ZM214 264V263H213ZM227 264V263H226ZM244 264H246V263H244ZM249 264H251V263H249ZM262 264H264V263H262Z\"/></svg>","mask_w":264,"mask_h":264}]
</instances>
